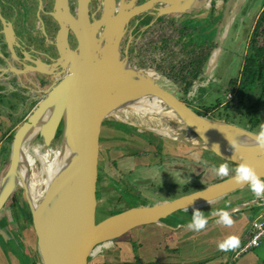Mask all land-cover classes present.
<instances>
[{
    "label": "water",
    "instance_id": "95a60500",
    "mask_svg": "<svg viewBox=\"0 0 264 264\" xmlns=\"http://www.w3.org/2000/svg\"><path fill=\"white\" fill-rule=\"evenodd\" d=\"M178 1L162 0L165 6L158 9L157 16L179 12ZM87 3L77 0L76 18L62 6V19L66 18L77 40L76 51L64 43L65 29L61 27L57 62L65 69L64 74L14 130L8 163L0 177V210L16 187L22 190L40 264H88L104 244L133 228L157 224L175 212L211 204L248 186L235 183L230 176L202 189L151 205L129 207L95 221L102 122L139 100L158 102L202 148L236 166L246 162L264 179V153L255 146L254 133L195 114L174 92L161 87L146 71L130 67L125 56H119L125 23L130 16L149 8L153 0L129 11L121 5L115 15L113 0H101V13L91 21ZM34 126L43 146L49 144L59 126L61 130L58 161L49 170L36 203L27 186L28 168L21 151L25 136ZM228 139L239 145L235 158ZM214 145L219 154L213 150Z\"/></svg>",
    "mask_w": 264,
    "mask_h": 264
},
{
    "label": "rangeland",
    "instance_id": "374dc122",
    "mask_svg": "<svg viewBox=\"0 0 264 264\" xmlns=\"http://www.w3.org/2000/svg\"><path fill=\"white\" fill-rule=\"evenodd\" d=\"M262 1L232 0L227 11L221 13L220 9H216L213 11L214 13L208 14L203 22H193L191 43L187 44L183 42L186 35L180 28L181 26H175V29H172L170 33L169 30L172 26L164 23V29L168 36L162 39L159 47L152 46V49L156 51L153 50L152 55L147 53L146 61L140 59L136 64L137 67L151 71L157 78L158 84L163 88L168 91H177L175 97L182 100L192 111L205 112V108L213 104L216 99L229 100L230 95L224 94L225 88L229 80L238 76L247 45L252 40H255L259 45L263 39L264 25L257 30L253 26L254 17L259 13ZM195 9H197L196 5ZM148 17L139 20L134 33V36L137 37H135V43L132 44L131 52L141 48L137 44L139 26L145 25L147 22L149 25L151 19L149 20ZM162 19L161 17L159 20L162 21ZM255 30L259 34L257 37L254 34ZM158 32L159 30H156L155 35H158ZM198 33L207 38L203 42V49H196L194 44L198 39ZM154 37V35L150 37L151 41H154ZM158 41L156 40V42ZM182 54H186V56ZM201 54H203L204 62L200 59ZM130 56L129 65L132 67L136 56L134 52ZM141 57L143 58V56ZM186 82L188 85L184 88ZM121 111L112 113L110 117L113 118L118 114V117L129 125L114 123L108 121L109 119H105L101 125L98 170L99 174L105 172L108 178L105 180L106 184H102L103 176L98 182L96 191L98 202L95 208L97 221L129 207L151 205L178 197L182 194L183 189L196 191L200 186L204 188L215 183L214 181L218 182L228 178L216 176L212 169H207L198 179L192 178L204 169L199 165H192L197 160L205 165L213 164L215 166L224 162L203 149L199 141L166 108L136 112L126 109ZM220 111L222 112V110ZM205 113L207 114V111ZM10 114L9 110L2 115L0 130L9 131V136L13 137L14 130L26 116L14 114L12 119ZM6 120L8 125H5ZM260 128L254 129V132L258 133ZM36 130L37 126L27 133L21 151L22 149L26 150V153L23 154V162L26 163L27 168L30 167L27 179L30 173V183L33 184L32 194L35 202H38L44 186V182H42L44 175L46 176L53 160L57 158L60 127L47 146H42L38 138H36L34 146H28V138ZM10 141L11 139H6L4 142V157L7 156ZM106 156L111 158L106 159ZM7 159L8 156L5 162ZM107 162L111 163V167L107 168ZM230 167L232 168V166ZM159 172L160 174H158ZM232 175L234 172L230 173L229 177ZM250 192L249 186H246L242 190L227 195L222 200L215 201L220 202L219 208L216 206L215 210L218 211L228 205L231 207L242 199L244 194H250ZM8 199L2 209L7 210L9 215L14 213L15 204L13 202L17 203L21 208L22 217L28 223L30 216L29 218L27 216L28 209L24 196L17 191ZM229 202L230 204H228ZM259 202L263 203V201ZM214 203L194 208L202 211L208 218V226L203 231L193 232L187 226L178 231L179 242H185L186 237L187 241L184 244L188 243L186 246L188 250H180L181 256L184 255L182 259L185 261L219 257L223 252L218 250V243L233 235L239 226L241 227L246 220H249V210L237 209V213L231 214L234 220L232 227L219 225L216 223L217 216L210 214L213 212L210 205ZM193 210L175 212L160 220L158 225L148 224L133 228L127 236L136 237L135 240H138L148 252L146 257L150 258L154 254L155 242L162 238L161 233L165 231L162 225L184 222L188 215L193 213ZM2 220L0 222V238L8 236ZM167 232L169 231L167 230ZM115 242H117L116 239L111 244ZM262 249L264 250V244H260L258 248L252 250L253 254L259 257L260 263L264 264ZM185 252L186 254H183ZM233 253L232 251V256ZM212 264H217V261Z\"/></svg>",
    "mask_w": 264,
    "mask_h": 264
},
{
    "label": "flooded vegetation",
    "instance_id": "af4514ba",
    "mask_svg": "<svg viewBox=\"0 0 264 264\" xmlns=\"http://www.w3.org/2000/svg\"><path fill=\"white\" fill-rule=\"evenodd\" d=\"M62 1L64 4L61 5L60 2ZM149 1L152 0H113V14H116L121 5L126 6L124 8L125 11H129L132 7ZM231 1L232 0H179L177 2V6L180 8L179 12L157 16L158 9L165 5L162 0H153V4L149 8L141 13L130 16L125 23L124 33L119 42V56H125L129 65L131 59L130 55L134 52L136 59L134 60L132 67L137 70L146 71L158 83L157 78L151 71L138 68L136 64L140 59L146 61V54L148 53L149 55H152L153 52L156 51L155 49H152V46L159 47L162 39L168 36L165 32L164 25L168 24L172 26L169 30L170 33L172 32V29H175V26H181L180 28H182L183 33L186 35L183 42L185 44L188 42L191 43L190 39L192 37L193 22H203L206 16L210 13H214L213 11L216 9H220L221 13L225 10L227 11L232 4ZM63 5L67 9L68 14L72 18H76L77 0H0V114H6L10 110L12 119L14 114H21L27 117L37 106L38 102L44 98L45 94H47L46 91L48 88L50 86H55L63 76L65 69H63V67L57 62V42H59V32L61 31V27H64L65 29L62 34L66 46L72 51H76L77 48L75 35L70 30L68 24H66V18L62 19ZM195 5L197 6V9H195ZM263 8L264 0L261 3L259 12ZM100 13L101 0H88V20L91 21L93 19H98ZM257 15L254 17L253 26L256 23ZM147 16H149V20L151 19L150 24L147 25V22L145 25H140V29L138 28L139 36L137 38V44H139L141 48L137 51L131 52V50H133L132 44L135 43V37H137L134 36V33L139 20ZM161 17L163 18L162 21L159 20ZM156 30H159L157 33L158 35H155ZM100 31L101 27L98 29L97 34ZM161 33H163V35H161ZM152 35L155 36L154 41H151L152 39H150ZM155 38L159 41L156 42ZM205 40H207L205 35L199 34L196 43H194L196 49H203V42ZM182 55L186 56V54ZM141 56H143V58ZM202 56L203 54H201L200 59L204 62ZM149 60H151L150 57ZM181 90L178 91L181 92ZM176 92L177 91L174 92V95ZM48 113L49 110L46 114ZM110 116L111 115L106 118L109 119L108 121L129 125L121 120L118 117V114L116 115L117 118L116 116H113V118ZM6 122L7 120L5 121V125ZM35 127L36 126L31 127L30 130ZM59 131L60 138L61 130ZM36 138L40 140L43 146L42 139L39 137L37 130L28 138V146H34ZM50 141H52V139ZM25 151L26 150L22 149V158L23 154L26 153ZM8 155L9 148L7 156ZM26 158L29 160L28 157ZM99 161L100 159H98V165ZM28 163L30 164V162ZM29 171L30 170H28V172ZM103 175L104 174H99L98 170L96 191L100 177ZM30 178L29 173L27 186L31 198L33 202H35L32 194L33 184L30 183ZM136 183H138V181H136ZM17 191L19 194H22L20 187H16L14 192ZM97 202L98 200L96 198V205ZM95 221L97 220L95 219Z\"/></svg>",
    "mask_w": 264,
    "mask_h": 264
},
{
    "label": "crops",
    "instance_id": "0c3cea01",
    "mask_svg": "<svg viewBox=\"0 0 264 264\" xmlns=\"http://www.w3.org/2000/svg\"><path fill=\"white\" fill-rule=\"evenodd\" d=\"M2 115L3 114H0V121ZM6 125L8 124L6 123ZM8 132L9 131L0 130V177L3 175L7 166V162H5L7 156H3L5 151L3 150V147L5 140L9 137ZM105 158L109 159L111 157L106 156ZM107 163V168L111 167V163ZM103 174L104 179L102 184H106V173L104 172ZM256 199L258 198L254 197L250 192V194H244L242 199L238 200L237 203H234L231 207H228V205L225 208L219 209L226 210L230 214L233 212L237 213V209L243 211L249 210V220H246L245 223L241 227L239 226L237 231L233 233V235L239 237L240 246L247 239L246 230L249 222L258 214V212L264 209V199H258L259 201H263V203L259 201L255 202ZM10 200L12 201V199ZM219 203L220 202H215L213 205H210L213 212L217 211L215 210V207L217 206L219 208ZM14 204V213H10L8 215V211L3 210V207L0 210V222L3 219L2 221L4 222V226L6 228L5 231L8 234V236L0 238V264H40L35 250L34 237L30 221L26 223L27 221L24 220V217H22L21 208L17 205V203ZM228 204H230V202ZM213 212L210 214H213ZM216 218L218 219V217ZM190 222L191 220L186 218L184 222H177L174 225H162L165 231L164 233H161L162 238L155 242L154 254H152L150 258L146 257V253L148 252H146L145 248L138 240H135L137 238H131L130 236H127L129 233L127 232L121 237L117 238V242L111 244L113 241L112 240L105 247H101L99 251L91 258L88 264H212L214 261H217V264H259L261 262L259 257L253 254L252 250L258 248L259 246L247 250V252L237 258H233L232 251H229L223 252V254L219 256L220 258L215 257L213 259L206 260L185 261L182 259L184 258V255L183 257L181 256L182 254H180V250H188L186 247L188 243L184 244L187 241L186 237L185 242H179L178 231L182 227L187 226ZM158 224L159 223H157V225ZM167 230L169 232H167ZM102 250H104V252H102ZM262 251L264 250L262 249ZM186 252L183 254H186Z\"/></svg>",
    "mask_w": 264,
    "mask_h": 264
},
{
    "label": "trees",
    "instance_id": "16d2710c",
    "mask_svg": "<svg viewBox=\"0 0 264 264\" xmlns=\"http://www.w3.org/2000/svg\"><path fill=\"white\" fill-rule=\"evenodd\" d=\"M258 14L256 23L254 24L256 30L264 25V8ZM256 30L254 32L255 37L259 35L256 33ZM184 85V88H186L188 83L186 82ZM224 94L230 95L229 100L216 99L213 104L205 108L207 114L205 113L206 111L193 112L199 116L235 125L256 134L254 129L264 125V34L259 45L255 42V40H252L249 45H247L246 52L242 57L239 74L236 78L228 81ZM220 110H222V112ZM10 139L11 136L8 137V140ZM209 153L212 154L211 152ZM218 159L221 160L220 158ZM221 161L225 163V161ZM228 164L232 166V169L237 167L232 163ZM192 165H199V167L204 168L196 173V176H192L193 179H198L202 173H205L207 169H212L214 166L213 164L205 165L200 160H197L196 163ZM207 166H209V168H207ZM201 188L203 187L200 186V188L197 189ZM190 192L193 191H188L187 189L182 190L183 195ZM223 198L219 200H222ZM193 209L194 208H190L183 211ZM27 216L29 218V213H27ZM187 219H192V212L189 214Z\"/></svg>",
    "mask_w": 264,
    "mask_h": 264
},
{
    "label": "clouds",
    "instance_id": "9594fccd",
    "mask_svg": "<svg viewBox=\"0 0 264 264\" xmlns=\"http://www.w3.org/2000/svg\"><path fill=\"white\" fill-rule=\"evenodd\" d=\"M255 146L257 149L264 153V125L261 126L258 133L254 136ZM229 143L235 153L238 149V144L235 140H229ZM213 150L219 154L218 146L214 145ZM212 171L218 177H229L230 173L234 172L231 176V180L237 184H247L249 190L254 197L258 199H264V179L257 175L255 169L246 162H240L234 169L230 168L227 162L221 163L218 166H213ZM160 174V172L158 173ZM218 219L216 223L223 225L224 227H232L234 220L231 214L226 210H218L213 213ZM208 226V218L200 210H193L191 222L187 225V228L193 232H201ZM240 246V239L236 235H231L225 240L218 243L217 248L221 252L235 251Z\"/></svg>",
    "mask_w": 264,
    "mask_h": 264
},
{
    "label": "built area",
    "instance_id": "2783aa9c",
    "mask_svg": "<svg viewBox=\"0 0 264 264\" xmlns=\"http://www.w3.org/2000/svg\"><path fill=\"white\" fill-rule=\"evenodd\" d=\"M246 235V241L233 251V258L241 256L251 248H256L260 244H264V209L258 212V214L249 222Z\"/></svg>",
    "mask_w": 264,
    "mask_h": 264
},
{
    "label": "bare ground",
    "instance_id": "6f19581e",
    "mask_svg": "<svg viewBox=\"0 0 264 264\" xmlns=\"http://www.w3.org/2000/svg\"><path fill=\"white\" fill-rule=\"evenodd\" d=\"M161 109V106L158 104V102L154 100H139L138 102L134 103L133 105L129 106L127 110H133V111H140V110H145V111H150V110H159ZM57 154V153H56ZM56 156V155H55ZM58 160L55 158L51 164L50 170L54 168L55 165L54 162L56 163ZM50 171L44 175V178L42 182H45L47 175L49 174ZM39 183V182H38ZM44 185V184H43Z\"/></svg>",
    "mask_w": 264,
    "mask_h": 264
}]
</instances>
